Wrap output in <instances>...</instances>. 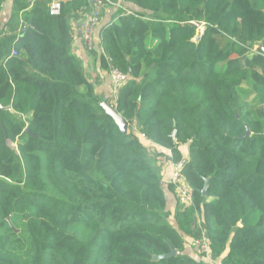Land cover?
I'll return each mask as SVG.
<instances>
[{"label": "trees", "instance_id": "1", "mask_svg": "<svg viewBox=\"0 0 264 264\" xmlns=\"http://www.w3.org/2000/svg\"><path fill=\"white\" fill-rule=\"evenodd\" d=\"M51 1L14 0L0 37V264H264V0H102L90 54L128 77L125 134L71 51L92 1ZM149 148L186 151L192 205Z\"/></svg>", "mask_w": 264, "mask_h": 264}, {"label": "built area", "instance_id": "2", "mask_svg": "<svg viewBox=\"0 0 264 264\" xmlns=\"http://www.w3.org/2000/svg\"><path fill=\"white\" fill-rule=\"evenodd\" d=\"M92 1V8L89 14L85 15L84 20L81 22L80 25V37L84 46V49L87 52H91L95 47H98V40L95 38V31L100 24V15L101 10L103 9V1L102 0H91ZM62 0H52L49 4V15L56 16L60 13ZM195 29V35L192 37L191 42L197 44L205 31V23L203 22H190ZM11 57H16L17 53L15 51L11 52ZM109 77L112 83V93L115 95L122 85L127 81L128 77L126 74L120 72L117 69H111L109 71ZM174 137V134H173ZM148 144H152L150 141H147ZM186 158V157H185ZM185 158H182L178 162H171L172 170L169 176L168 182L173 186L176 197L179 203L183 207H189L192 205V194L191 190L188 186L186 179L182 174V170L184 165L186 164ZM192 245L196 247V249L204 254H208V244L205 238H199L192 241Z\"/></svg>", "mask_w": 264, "mask_h": 264}, {"label": "crops", "instance_id": "3", "mask_svg": "<svg viewBox=\"0 0 264 264\" xmlns=\"http://www.w3.org/2000/svg\"><path fill=\"white\" fill-rule=\"evenodd\" d=\"M13 1L14 0H0V9H1L0 10V31H1L0 37L6 36V34L9 33L7 31V23L9 22V20L12 16ZM116 8H117V6H111L112 11ZM108 15H110V14H108ZM82 20H83V18H82ZM82 20L79 22H76L73 25V41H72V45H71V48H72L71 51H72V54L75 55L77 58H79L81 60V62L83 63L85 73L91 74V79L89 78L88 80L90 82L99 81V84H97L95 91L100 95L107 96L108 93L111 92V89H112L111 79L109 77V74L103 72V70L100 68L99 60L97 58L93 57L90 54L91 52H87L84 49V46H83V43H82V40L80 37V25H81ZM110 21H111V15L110 16H104L101 18L100 24L95 31L96 38L97 37L99 38V33H100L102 27ZM20 23H22V21ZM103 105H105V107H106L107 104L103 103ZM105 111H106V109H105ZM150 150L152 152L156 151L154 148L153 149L149 148V152H150ZM158 150L156 152L157 153H165V155L162 154L164 156H166V155L170 156L171 155L170 152L165 150V149H162L163 152L158 151ZM167 165H168V168L166 169V171L161 172L163 175V182L164 181L168 182L169 176H170L171 170H172L171 162L168 163V161H167ZM168 199H169L168 209L173 210L175 201H174L172 196L169 197Z\"/></svg>", "mask_w": 264, "mask_h": 264}, {"label": "rangeland", "instance_id": "4", "mask_svg": "<svg viewBox=\"0 0 264 264\" xmlns=\"http://www.w3.org/2000/svg\"><path fill=\"white\" fill-rule=\"evenodd\" d=\"M114 11H116V9H114L112 11L111 6H109V7H107V6L106 7H103V9L101 10L100 21H101V18L102 17H104V16H110V15H112V13H114ZM108 14H110V15H108ZM86 75H87V77L89 76L88 79L89 78L91 79V74H86ZM112 91H114V90L111 89V97H110L109 103L106 106L108 107V109H112L113 110L112 105H115V100H114V97L112 96L113 95ZM11 146H12V148L14 150H16V145L15 144L14 145H11ZM182 152H183V158H185L186 157V151L184 150ZM149 155H150L151 160H153L156 163L157 167L160 169L161 172L166 171V169L168 168L167 161H166V157H168V156L160 155L156 151L155 152L154 151L152 152L151 150L149 152ZM204 215H205V217L208 216V207L207 206L205 207ZM20 226H21V224L18 223V222H16V227H14V231L16 233H19ZM193 227L194 228H200L201 227L200 221L197 220L196 223L193 225ZM91 229L92 228H90V229H80L82 231V236H87L88 235V232L87 231H91ZM205 256H207V255H205Z\"/></svg>", "mask_w": 264, "mask_h": 264}, {"label": "water", "instance_id": "5", "mask_svg": "<svg viewBox=\"0 0 264 264\" xmlns=\"http://www.w3.org/2000/svg\"><path fill=\"white\" fill-rule=\"evenodd\" d=\"M255 46L257 48H260L261 51L264 53V47H263V43L262 42L256 43ZM103 107H104V109H106V113H108L112 117V119L115 122V124L117 125L119 131L121 133L125 134L127 132V124H126V122L118 114H116L112 109H108V107L107 106L105 107V105H103ZM245 135H249V129L248 128H246V134ZM207 183H208V181L206 180L204 188L202 190V194L203 195L206 194ZM176 255H177L176 251L175 250H171L170 253H168L166 255L159 256V257H154V260L158 259V258H162V257H165V258L174 257Z\"/></svg>", "mask_w": 264, "mask_h": 264}]
</instances>
